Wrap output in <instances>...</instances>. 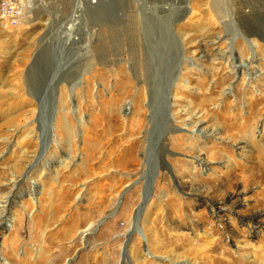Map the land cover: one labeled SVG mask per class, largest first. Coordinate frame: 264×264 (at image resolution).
Instances as JSON below:
<instances>
[{
    "label": "rangeland",
    "instance_id": "1",
    "mask_svg": "<svg viewBox=\"0 0 264 264\" xmlns=\"http://www.w3.org/2000/svg\"><path fill=\"white\" fill-rule=\"evenodd\" d=\"M86 1L0 27V264H264V0H124L97 44Z\"/></svg>",
    "mask_w": 264,
    "mask_h": 264
},
{
    "label": "bare ground",
    "instance_id": "2",
    "mask_svg": "<svg viewBox=\"0 0 264 264\" xmlns=\"http://www.w3.org/2000/svg\"><path fill=\"white\" fill-rule=\"evenodd\" d=\"M222 4H224V2H223V0H215L214 1V5L216 6V7H222ZM224 6V5H223ZM227 8V7H226ZM223 9V8H222ZM221 9V10H222ZM226 10V9H225ZM225 12V11H224ZM29 14V13H28ZM76 14H78L80 17L82 16V14L81 13H76ZM229 16V15H228ZM228 27H229V25H228ZM226 28L227 29V33L229 34V36L227 37L228 39L227 40H229L231 37H234L235 36V31H234V28L233 27H229V28ZM2 28H4L3 26H2ZM5 29V28H4ZM102 29V28H101ZM123 29V28H122ZM121 29V30H122ZM114 32H117V31H114ZM105 34H107V32H106V30H105ZM227 34V35H228ZM108 35H109V37L107 36L104 40H109V39H111L112 38V40L115 42L116 41V39H117V37L116 36H114V33H111V35L109 34V32H108ZM138 37V33L135 31V34L133 35V38L136 40V38ZM102 38V37H101ZM260 38H261V36H260ZM130 39V38H129ZM250 39H253V41L255 42H257V44L259 43L258 41H262V40H260L259 38H257L256 37V34H252V33H246V37L244 38V41H241L240 43L242 44V51H241V53H240V56H247V55H249V50H250V48H249V44L250 43H248L249 41H250ZM258 40V41H257ZM112 41V42H113ZM246 42V45H244V43ZM264 42V41H263ZM263 42H261V43H263ZM141 43V42H140ZM261 43H259L258 45L259 46H263ZM264 44V43H263ZM120 46V45H119ZM116 47V49L118 50L117 52H116V54L115 55H112V57L114 58L113 59V61L112 62H117V63H121L122 61H121V59L119 60L118 59V57H119V55L121 56V54H125V56H127L126 57V59H122L123 61H125L126 63L125 64H129V67H130V69H131V74H128L129 72H128V69H127V67L126 68H124V69H122V71H120V73L122 74H124V76L122 77L121 76V84H132L133 85V78L132 77H134V79H136V81H138V84H137V86H138V93H137V98H136V106H137V119L135 120V121H133V127L134 128H136V129H141L143 126H145V123H146V113H147V111H145V106H144V104H145V102H146V99L148 98V96H149V94H148V92L150 93V96L152 97V95L154 94V89L153 90H151L150 91V84H149V82H151V80H153V76H152V71H150L149 69H150V65H151V61H148V59H146L145 57H144V54H143V51H140L141 49H140V47H142V45L140 44H138L137 45V48L139 49H135L134 48V50H125V52L123 51L122 52V50L121 49H119V47L118 46H115ZM112 50V49H111ZM120 50V51H119ZM53 51V50H52ZM118 52H121L120 54H118ZM53 53H50V59H52V55ZM101 54L102 55H104L105 56V54L104 53H102L101 52ZM112 57H110L111 59H112ZM45 59H47V58H45ZM106 58L104 57V61H106L105 60ZM107 62V61H106ZM90 63V62H89ZM50 64V62L47 64V65H49ZM119 65V64H118ZM119 68H121V67H119ZM126 70V71H125ZM119 71V70H118ZM57 74V73H56ZM55 74V75H56ZM117 74V73H116ZM151 75V76H150ZM76 77V76H75ZM67 81H69V79H66V80H63V81H61V82H67ZM68 83V82H67ZM65 90H63V93H62V100L63 101H65V94L67 93V89L66 88H64ZM124 92V91H123ZM117 93V92H116ZM124 96V95H123ZM150 96H149V98H150ZM68 99V98H67ZM117 99H119V98H117ZM122 99V98H121ZM114 102H113V104L111 103V105H116V102L118 101V100H113ZM103 103V102H102ZM119 106V105H118ZM153 105H152V103L150 104L149 103V108H148V111L149 110H152L153 109ZM111 108V107H110ZM115 118H117V117H115ZM117 119H119V118H117ZM183 119V118H182ZM64 127V123H63V121H61L60 123H59V125H58V128H63ZM133 127H132V129H133ZM147 127V126H146ZM148 131V130H147ZM69 132V129H67L66 130V132L65 133H68ZM58 134L60 135L61 134V131H58ZM144 138V137H143ZM147 139V136H146V138H145V140ZM174 139H176L178 142H183V136H175L174 137ZM143 148H145V146H143ZM145 151V150H144ZM178 175L181 177V178H188L189 179V182H190V185L189 186H191V187H193V186H195L196 187V179L194 180L193 179V177H192V174L190 173V172H188V171H186L185 169H181L180 171H178ZM198 188V187H197ZM142 196V195H141ZM143 198H144V196H143Z\"/></svg>",
    "mask_w": 264,
    "mask_h": 264
},
{
    "label": "water",
    "instance_id": "3",
    "mask_svg": "<svg viewBox=\"0 0 264 264\" xmlns=\"http://www.w3.org/2000/svg\"><path fill=\"white\" fill-rule=\"evenodd\" d=\"M123 1L124 0H103L97 4L91 3L90 0L86 1L87 11L84 14V16H85V23L84 24L87 25V28H91V29L95 28L97 30L96 31V44H97L98 29L103 24L101 22L102 17L104 18V17L110 16L112 19V23H119V21L117 19H118L119 13L122 11L121 4L123 3ZM228 24L229 23H226L225 25L227 26ZM235 33L237 34V31H235ZM236 34H235V36H236ZM86 62H88V61H86ZM90 67H91V63H90V65H88V68H90ZM88 68L86 66L85 69L80 72V74L78 72L77 73L79 75L78 78L80 76H82L84 73H86ZM56 73H57V70H55V69H53L50 72V75L45 80L46 81L45 85H46L47 81L49 80V78L51 76L53 77ZM75 74L76 73H74V75ZM144 203H145V201L142 203L141 208L145 207Z\"/></svg>",
    "mask_w": 264,
    "mask_h": 264
},
{
    "label": "built area",
    "instance_id": "4",
    "mask_svg": "<svg viewBox=\"0 0 264 264\" xmlns=\"http://www.w3.org/2000/svg\"><path fill=\"white\" fill-rule=\"evenodd\" d=\"M101 1L103 0H90L93 4ZM37 4L38 0H0V27H19Z\"/></svg>",
    "mask_w": 264,
    "mask_h": 264
}]
</instances>
